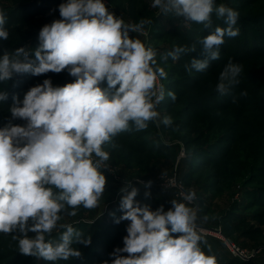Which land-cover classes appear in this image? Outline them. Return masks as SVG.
<instances>
[{"label": "clouds", "instance_id": "9594fccd", "mask_svg": "<svg viewBox=\"0 0 264 264\" xmlns=\"http://www.w3.org/2000/svg\"><path fill=\"white\" fill-rule=\"evenodd\" d=\"M151 7L212 29L199 41L204 58L193 57L185 66L190 74L206 70L210 61L219 59L226 36L240 34L234 27L239 13L216 5L215 0H152ZM59 14L60 19L39 31L34 61L23 47L0 56V82L14 75L65 70L74 78L62 87L45 79L31 87L22 101L14 96L11 119L0 127V233H19L12 236L19 252L48 262L81 257L72 247L74 238L85 246L91 243L90 237L82 239L73 226L59 222L62 213L76 216L81 206H99L106 185L101 169L110 159L104 146L116 147L114 138L133 126L141 131L150 122L157 127L173 123L170 116L161 119L158 111L165 98L160 81L168 74L158 64L156 51L130 35L143 33L150 20L128 24L110 12L104 0H67L59 5ZM213 14L227 27L213 29ZM5 24L0 10V40L9 38ZM194 52L195 44L174 46L161 59L176 61L181 54ZM241 71V65L229 61L216 91L227 95L239 82ZM167 95L175 101L173 92ZM6 99L7 93L0 92V101ZM16 119L26 124H13ZM137 195L133 187L121 199L123 215L115 222L130 223L123 247L110 254L111 264H217L216 257L206 255L201 247L206 241L197 228L198 206H190L197 200L194 191L182 193L187 203L173 200L167 211L163 205L155 211L141 205ZM58 227L63 231L59 241L53 242L48 237ZM29 232L35 235L30 237Z\"/></svg>", "mask_w": 264, "mask_h": 264}, {"label": "rangeland", "instance_id": "374dc122", "mask_svg": "<svg viewBox=\"0 0 264 264\" xmlns=\"http://www.w3.org/2000/svg\"><path fill=\"white\" fill-rule=\"evenodd\" d=\"M67 0H0V10L6 16L8 40H0V56L5 51L14 54L18 48L34 51L39 46L41 28L60 19L59 5ZM108 10L126 23L150 20L143 33H130L157 53L158 64L167 72L165 98L159 104L161 119L170 116L171 126L157 127L150 122L147 129L121 132L112 144L104 146L110 159L101 171L106 176L105 191L99 206L77 209L76 216L62 213L61 224H69L90 237L93 245L74 243L84 260L70 258L48 262L19 252L14 234L0 233V264H111V253L123 247L129 221L116 223L123 215L121 199L133 187L138 189L135 200L155 211L160 206L147 201L148 197H167L185 202L182 193L194 191L198 206L197 228L206 244V255L216 257L217 264H225L230 257L245 262L264 264V0H215L239 13L234 26L239 29L235 38L225 37L219 59L209 62L206 70L191 74L185 66L191 60L203 59L199 43L212 29L203 24L186 21L172 13L164 14L151 7L152 0H104ZM213 29L227 27L213 14ZM37 43V44H36ZM196 45V52L181 54L178 60L161 59L174 46ZM231 61L242 66L227 95L216 91L220 73ZM45 79L54 87L74 82L68 72H49L40 76L31 73L14 75L0 82V92L7 99L0 101V127L10 119L13 97L21 101L25 93ZM106 87V83L101 85ZM173 92V101L168 95ZM241 92L247 95L241 96ZM235 97V102L233 98ZM13 124L23 126L26 121L16 119ZM151 181L149 187L145 185ZM125 189L126 191H122ZM167 211L171 207L163 206ZM207 217V219H205ZM62 228L54 230L48 239L58 242ZM28 235L34 236L29 232ZM228 242L236 243L247 256L233 255ZM210 246V250H209ZM258 254L251 256L254 251ZM123 255H127L124 253Z\"/></svg>", "mask_w": 264, "mask_h": 264}, {"label": "trees", "instance_id": "16d2710c", "mask_svg": "<svg viewBox=\"0 0 264 264\" xmlns=\"http://www.w3.org/2000/svg\"><path fill=\"white\" fill-rule=\"evenodd\" d=\"M37 44V43H36ZM32 57V56H31ZM30 57V59H31ZM144 203H147V201L151 202V203H156V206H170L172 207V201L174 199H169L167 197H144ZM177 201V200H176ZM178 202H181V201H178ZM90 245H93L92 243H90ZM85 252L81 255V257H79L80 259L82 258L84 260L85 258ZM253 260V259H252ZM252 260L248 261V262H245L241 259H238L236 257H230L229 259H227L226 263L225 264H256L255 262H253Z\"/></svg>", "mask_w": 264, "mask_h": 264}, {"label": "built area", "instance_id": "2783aa9c", "mask_svg": "<svg viewBox=\"0 0 264 264\" xmlns=\"http://www.w3.org/2000/svg\"><path fill=\"white\" fill-rule=\"evenodd\" d=\"M228 248L233 253V255L239 256V257H245L247 256L246 251L241 249L236 243L234 242H228ZM258 254V250L254 251L251 256H255Z\"/></svg>", "mask_w": 264, "mask_h": 264}]
</instances>
